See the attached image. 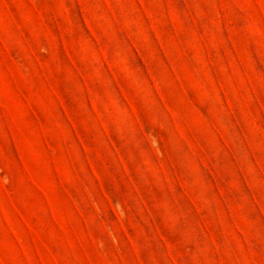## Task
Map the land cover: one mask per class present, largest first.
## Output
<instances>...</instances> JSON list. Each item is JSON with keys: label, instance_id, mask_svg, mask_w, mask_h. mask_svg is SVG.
<instances>
[{"label": "rangeland", "instance_id": "374dc122", "mask_svg": "<svg viewBox=\"0 0 264 264\" xmlns=\"http://www.w3.org/2000/svg\"><path fill=\"white\" fill-rule=\"evenodd\" d=\"M0 264H264V0H0Z\"/></svg>", "mask_w": 264, "mask_h": 264}]
</instances>
